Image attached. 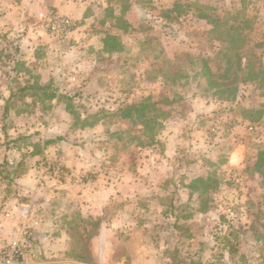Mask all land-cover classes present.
<instances>
[{"label":"rangeland","instance_id":"1","mask_svg":"<svg viewBox=\"0 0 264 264\" xmlns=\"http://www.w3.org/2000/svg\"><path fill=\"white\" fill-rule=\"evenodd\" d=\"M83 1L78 37H51L45 7L33 31L4 41L14 64L0 66L13 91L0 98V173L13 174L15 202L52 221L37 231L47 242L31 243L37 258L62 248L91 264H264V83L226 101L195 74L202 58L226 62L239 35L264 65V0ZM175 157L177 172L165 169ZM195 176L206 194L184 189ZM60 231L72 239L54 241Z\"/></svg>","mask_w":264,"mask_h":264},{"label":"crops","instance_id":"2","mask_svg":"<svg viewBox=\"0 0 264 264\" xmlns=\"http://www.w3.org/2000/svg\"><path fill=\"white\" fill-rule=\"evenodd\" d=\"M45 7H51L59 13L73 19L75 23L83 24V26L86 24V22L89 20L88 18L90 17L87 16L88 14L86 12L88 7L85 5L83 0H0V55H4L0 57V66L4 65L5 67H9L10 65L14 64V58L9 55L10 53L13 54V46L10 43H4V41H6L7 38H11L12 36H14L16 32H21L23 29L25 33L33 31L31 30V25L37 20L36 18L38 17L39 13H41V11L45 9ZM81 32H83L82 28H77L74 31L73 37H78ZM20 36L21 38H24L23 35ZM22 42L23 50L28 49L29 46H31L32 49L35 45H33L30 40H26L25 38L22 40ZM102 48L103 46L98 47V49ZM16 49L18 50V48ZM8 82L9 77L7 76V74L4 76H0V98L5 99L4 101H8V99L13 94V91L9 90V88L7 87ZM5 83L8 89L4 88ZM0 143L2 142L0 141ZM0 148H3L1 144ZM169 148L171 149L170 153H177L179 149L177 144H174L173 142H171ZM4 149L5 154H3V156H5L4 158L8 160V157L10 156L8 146H4ZM164 162L165 163L163 164V167L165 169L171 168L173 172H177V168L175 167V165H177V163L179 162L177 160V157H175L174 160L172 159V161H169L167 159ZM230 162L232 165L234 164L232 159ZM121 176L122 174L119 175V177ZM10 177H13L12 173H0V179L3 181L2 185L0 186V193L2 195V198L0 199V252L3 249L8 248L10 244L16 242L25 244L26 241L32 243L33 240L34 242H37L38 239L42 243L47 242V234H41L43 231L39 234L37 233V231L42 230L45 225H48L52 222L48 221L47 219L40 220L39 218H35V220L32 215H30L29 219L23 218L25 205L15 202L16 199L11 196L13 194L12 186L8 184ZM20 177H30V175L28 173L21 175ZM151 177H153V175H151ZM198 177H191V182H193ZM203 178L205 177L203 176ZM120 187L125 188V186ZM186 187L189 188L192 194V185H186L184 186V189H186ZM131 188H134V186H130V192H132ZM31 229L33 230V232ZM27 232L32 233V237L29 240H27ZM67 235L68 234L60 231V235L55 236L54 241H65L70 236ZM68 239L71 240L72 238L69 237ZM28 245L30 244L28 243ZM34 248L36 247H32V244L25 249L22 247V251L26 256L25 264H91L90 261L82 259L80 260L77 255H70L69 251H64L62 248L54 249V251L50 252H47L45 250L46 252L44 253V255L41 253V257L37 258Z\"/></svg>","mask_w":264,"mask_h":264},{"label":"trees","instance_id":"3","mask_svg":"<svg viewBox=\"0 0 264 264\" xmlns=\"http://www.w3.org/2000/svg\"><path fill=\"white\" fill-rule=\"evenodd\" d=\"M125 11L126 10H123L122 13H125ZM169 16H170L169 13L164 14V17L166 18H168ZM201 16H202L201 18L208 19L212 23L215 21L214 19H211L209 16H204V15ZM127 25L128 24L126 23V26ZM115 41H116L115 38L112 39L111 37L105 39L104 41L105 47L110 52V54L122 52L121 44ZM232 41L233 42L238 41L239 44L236 45V47H230L231 49L229 48V50H227L228 52L226 51L225 54L226 62L225 60H223L224 61L223 64H220L214 70L211 69L210 67L211 59L202 58L201 70L199 71V73L195 72V74L197 75L196 77L199 76L205 78L206 81L208 82V87L216 90V92H218L220 96L221 95L224 96V100L226 101L236 100L239 96L240 86L243 84H247L251 82H261V84L264 83V65L262 63H256L258 62V59H256L258 57L254 49H249V47L246 45L245 37H243V35H239V38L237 37L232 38ZM158 71H159L158 74L163 73L161 69H159ZM184 75L185 73L176 74L174 76V80H178L179 78L182 77L184 78ZM53 85H54L53 82L50 81V83L44 86H40L38 89L43 91L51 90L53 89ZM23 90H26V88H24ZM133 108L134 107H127L126 113L124 114L122 113L123 117L129 118ZM140 114L142 113L140 112ZM256 162H257L256 163L257 170L260 172L259 174L264 178V149H262L258 153ZM201 183L203 185H201ZM201 188L203 189L198 192L197 190ZM209 189L210 186L207 185V180L203 177H198L192 182V191H193L192 194L203 195L206 194Z\"/></svg>","mask_w":264,"mask_h":264},{"label":"built area","instance_id":"4","mask_svg":"<svg viewBox=\"0 0 264 264\" xmlns=\"http://www.w3.org/2000/svg\"><path fill=\"white\" fill-rule=\"evenodd\" d=\"M39 18L50 36L60 42L66 40L76 27L73 19L59 13L53 8H47L44 13L40 14ZM23 213V218L29 219L30 211L25 209ZM26 235L27 240L31 239V232H27ZM28 243L31 245V242L28 241H26L25 244L16 242L10 244L8 248L3 249L0 252V264H25L26 256L22 251V247L24 249L29 247L30 245H28Z\"/></svg>","mask_w":264,"mask_h":264}]
</instances>
